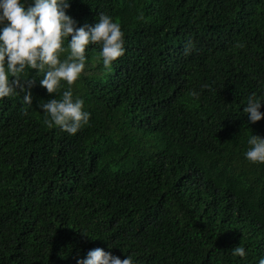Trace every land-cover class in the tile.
I'll use <instances>...</instances> for the list:
<instances>
[{
  "label": "trees",
  "instance_id": "obj_1",
  "mask_svg": "<svg viewBox=\"0 0 264 264\" xmlns=\"http://www.w3.org/2000/svg\"><path fill=\"white\" fill-rule=\"evenodd\" d=\"M101 12L120 24L125 52L105 69L99 45L86 50L71 87L87 125H45L39 102L55 94L38 78L32 105L0 98V264H77L97 247L135 264H258L264 163L244 152L264 118L248 123L242 110L264 95V0L67 9L77 26ZM238 245L245 258L231 254Z\"/></svg>",
  "mask_w": 264,
  "mask_h": 264
},
{
  "label": "clouds",
  "instance_id": "obj_2",
  "mask_svg": "<svg viewBox=\"0 0 264 264\" xmlns=\"http://www.w3.org/2000/svg\"><path fill=\"white\" fill-rule=\"evenodd\" d=\"M70 6L71 0H0V98L23 93L22 103L32 105L31 88L38 78L47 93L55 94L39 102L44 124L74 135L90 120L83 99L74 96L71 87L84 73L86 50L90 45H99L98 59L105 69H110L125 48L121 26L110 15L101 12L95 24L77 26V21L67 13ZM189 46L185 47L186 54ZM63 53L67 55L61 58ZM26 70L35 72L28 76ZM62 82L69 87L61 93ZM262 103L264 95L255 92L246 98L242 111L248 123L264 118V112L260 111ZM246 142L249 147L244 152L245 159L264 163V137L251 133ZM231 254L246 257L245 248L239 245L232 248ZM77 264H135V261L130 255L122 260L97 247L78 259ZM258 264H264V256Z\"/></svg>",
  "mask_w": 264,
  "mask_h": 264
}]
</instances>
